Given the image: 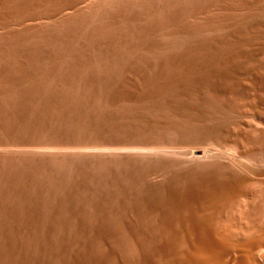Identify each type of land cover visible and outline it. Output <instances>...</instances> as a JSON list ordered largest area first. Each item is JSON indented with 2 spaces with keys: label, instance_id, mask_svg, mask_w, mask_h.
Returning a JSON list of instances; mask_svg holds the SVG:
<instances>
[{
  "label": "rangeland",
  "instance_id": "obj_1",
  "mask_svg": "<svg viewBox=\"0 0 264 264\" xmlns=\"http://www.w3.org/2000/svg\"><path fill=\"white\" fill-rule=\"evenodd\" d=\"M73 1L0 0V264H177L225 157L264 176V0Z\"/></svg>",
  "mask_w": 264,
  "mask_h": 264
},
{
  "label": "bare ground",
  "instance_id": "obj_2",
  "mask_svg": "<svg viewBox=\"0 0 264 264\" xmlns=\"http://www.w3.org/2000/svg\"><path fill=\"white\" fill-rule=\"evenodd\" d=\"M87 1H89V0H74L72 3H70L71 4V8H73V9H78L79 7H81L80 5L82 4V3H86ZM144 1V0H143ZM151 1H153V0H151ZM159 1V0H158ZM199 1V0H198ZM105 2V1H104ZM203 2V1H202ZM221 2V1H220ZM264 2V1H263ZM101 4V6H100V4ZM106 3V2H105ZM159 3V2H158ZM166 3V2H165ZM107 5H108V3H106ZM197 4V3H196ZM199 4V3H198ZM217 4V3H216ZM66 5V4H65ZM97 5V4H96ZM98 5H99V8H102V10H103V3H101V2H98ZM106 5V6H107ZM167 5V4H166ZM63 6V5H62ZM61 6V8H63ZM83 6V5H82ZM145 6V5H144ZM154 6V5H153ZM156 6V5H155ZM154 6V7H155ZM158 7H159V5H157ZM156 6V7H157ZM165 6V5H164ZM214 6V5H213ZM248 6V5H247ZM58 7V6H57ZM69 7V8H70ZM85 7V6H84ZM91 6H89L88 8H90ZM96 7V6H95ZM98 7V6H97ZM112 7V6H111ZM150 7V6H149ZM148 7V8H149ZM156 7L155 8H153V9H156ZM161 7V6H160ZM159 7V8H160ZM174 7V6H173ZM192 7V6H191ZM215 7V6H214ZM214 7H212V8H214ZM264 7V6H263ZM67 8V7H66ZM158 8V10H160V9H162V8H160L159 9ZM196 8H197V6H196ZM83 9V8H82ZM86 9V8H85ZM92 9V8H91ZM96 9V8H95ZM109 9V8H108ZM119 9V8H118ZM199 9V8H198ZM71 10V9H70ZM69 10V11H70ZM97 10V9H96ZM99 10V9H98ZM106 10V9H105ZM146 10H147V8H146ZM189 10V9H188ZM213 10V9H212ZM216 10V9H215ZM92 11V10H91ZM117 11V10H116ZM154 12H155V10H153ZM163 11V10H162ZM187 11V10H186ZM195 11H196V9H195ZM62 12H63V10H62ZM103 12V11H102ZM105 12V11H104ZM120 12V11H119ZM210 12H211V10H210ZM51 13V12H50ZM61 13V9H59L58 8V10H54L52 13H51V15H53V16H58L59 14ZM90 13H92V12H90ZM97 13V12H96ZM157 13V12H156ZM159 13V12H158ZM184 13V12H183ZM182 13V14H183ZM200 13H201V10H200ZM227 13V12H226ZM85 14H87V13H85ZM181 14V15H182ZM194 14V13H193ZM103 15V14H102ZM151 15V14H150ZM159 15V14H158ZM164 15V14H163ZM178 15V14H177ZM180 15V16H181ZM208 15V14H207ZM91 16V15H90ZM153 16V15H152ZM194 16H195V14H194ZM197 16V15H196ZM86 17H87V15H86ZM104 17V16H103ZM135 17V16H134ZM140 17V16H139ZM170 17V16H169ZM185 17H186V15H185ZM185 17H183L184 19H185ZM157 18V17H156ZM172 18V17H171ZM200 18H202V17H200ZM223 18V17H222ZM84 20V19H83ZM142 20V19H141ZM210 20V19H209ZM199 21V20H198ZM203 21V20H202ZM121 22V21H120ZM213 22H215V21H213ZM217 22H219V21H217ZM65 23V22H64ZM89 23V22H88ZM146 23V22H145ZM149 23V22H148ZM157 23V22H156ZM163 23V22H162ZM169 23V22H168ZM212 23V22H211ZM119 24V23H118ZM174 24V23H173ZM177 24V23H176ZM182 24V23H181ZM184 24V23H183ZM204 24V23H203ZM206 24V23H205ZM220 24V23H219ZM228 24V23H227ZM232 24V23H231ZM42 25V24H41ZM86 25H87V22H86ZM91 25V24H90ZM104 25H106V24H104ZM103 25V26H104ZM158 25V24H157ZM172 25V24H171ZM185 25V24H184ZM199 25V24H198ZM216 25V24H215ZM81 26V25H80ZM162 26V25H161ZM175 26V25H174ZM183 26V25H182ZM186 26H188V25H186ZM190 26V25H189ZM188 26V27H189ZM200 26V25H199ZM203 26V25H202ZM218 26V25H217ZM152 27V26H151ZM163 27V26H162ZM192 27V26H191ZM196 27V26H195ZM57 28V27H56ZM80 28V27H79ZM101 29L100 30H102V34H103V32H104V30L103 29H106V28H104V27H100ZM108 28V27H107ZM168 28V27H167ZM174 28V27H173ZM177 28H179V26L177 27ZM198 28V27H197ZM206 28V27H205ZM212 28V27H211ZM227 28V27H226ZM59 29V28H58ZM75 29H76V27H75ZM150 29V28H149ZM164 29V28H163ZM169 29V28H168ZM171 29V28H170ZM184 29V28H183ZM191 29V28H190ZM202 29H204V28H202ZM213 29V28H212ZM217 29V28H216ZM251 29V28H250ZM38 30H39V28H38ZM44 30V29H43ZM88 30V29H87ZM90 30V29H89ZM92 30V29H91ZM153 30H154V28H153ZM178 30V29H177ZM197 30V29H196ZM55 31V30H54ZM83 31H85V29L83 30ZM107 31V30H106ZM149 31V30H148ZM161 31V30H160ZM176 31V30H175ZM195 31V30H194ZM264 31V30H263ZM81 32V31H80ZM155 32V31H154ZM153 32V33H154ZM159 32V31H158ZM177 32V31H176ZM180 32V31H179ZM182 32V31H181ZM186 32V31H185ZM189 32H191V31H189ZM200 32V31H199ZM215 32V31H214ZM49 33V32H48ZM82 33V32H81ZM85 33H87V32H85ZM156 33V32H155ZM170 33V32H169ZM168 33V34H169ZM186 33H188V32H186ZM46 34V33H45ZM53 34V33H52ZM57 34V33H56ZM88 34V33H87ZM98 33H96V35H97ZM101 34V33H100ZM99 34V35H100ZM174 34V33H173ZM222 34V33H221ZM264 34V33H263ZM15 35V34H14ZM43 35V34H42ZM51 35V34H50ZM63 35V34H62ZM62 35H61V37H62ZM76 35V34H75ZM99 35H97V36H99ZM250 35V34H249ZM52 36V35H51ZM78 36V34L76 35V37ZM85 36V35H84ZM94 36H95V34H94ZM94 36H92L93 38H94ZM102 36V35H101ZM151 36V35H150ZM174 36V35H173ZM17 37V36H16ZM24 37V36H23ZM38 37V36H37ZM91 37V36H90ZM111 37V36H110ZM143 37H145V36H143ZM32 38H34V37H32ZM81 38V37H80ZM86 38V37H85ZM88 38V37H87ZM96 39H97V37H95ZM95 38H94V41L93 42H95ZM118 38V37H117ZM140 38V37H139ZM159 38V37H158ZM167 38V37H166ZM222 38V37H221ZM242 38V37H241ZM31 39V38H30ZM52 39V38H51ZM50 39V40H51ZM57 39V38H56ZM55 39V40H56ZM63 39V38H62ZM98 39H100V37H98ZM97 39V40H98ZM112 39V38H111ZM155 39V38H154ZM228 39V38H227ZM16 40V39H15ZM18 40V39H17ZM22 40H24V39H22ZM21 40V41H22ZM27 40V39H26ZM48 40H49V38H48ZM54 40V41H55ZM58 40V39H57ZM56 40V41H57ZM61 40V39H60ZM75 40V39H74ZM96 40V41H97ZM224 40V39H223ZM84 41H85V39H84ZM99 41V40H98ZM96 42V43H99V42H101L102 40H100L99 42ZM189 41V40H188ZM246 41V40H245ZM78 42V41H77ZM90 42V41H89ZM216 42V41H215ZM57 43V42H56ZM60 43H61V41H60ZM64 44H65V42H63ZM7 44V43H6ZM26 44V43H25ZM52 44V43H51ZM101 44V43H100ZM14 45V44H13ZM58 45H59V43H58ZM76 45V44H75ZM75 45H73V47L75 46ZM93 45V44H92ZM97 45V44H96ZM150 45V44H149ZM4 46V45H3ZM62 46V45H61ZM77 46V45H76ZM76 46H75V48H76ZM87 46V45H86ZM85 46V47H86ZM89 46H90V44H89ZM99 46V45H98ZM16 47V46H15ZM59 47V46H58ZM107 47V46H106ZM223 47V46H222ZM221 47V48H222ZM12 48V47H11ZM55 48H57V47H55ZM149 48V47H148ZM95 49V48H94ZM93 49V50H94ZM238 49V48H237ZM15 50V49H14ZM54 50V49H53ZM52 50V51H53ZM89 50H91L90 48H89ZM235 50V49H234ZM1 51V50H0ZM12 51V50H11ZM61 51V50H60ZM59 51V52H60ZM82 51V50H81ZM85 51V50H84ZM104 51V50H103ZM102 51V52H103ZM112 51V50H111ZM239 51V50H238ZM3 52V51H2ZM16 52H19V51H16ZM50 52V51H49ZM61 52H63V51H61ZM14 53H15V51H14ZM64 53V52H63ZM66 53V52H65ZM78 53H80V52H78ZM85 53V52H84ZM97 53V52H96ZM154 53H156V52H154ZM40 54V53H39ZM54 54V53H53ZM61 54V53H60ZM68 54V53H67ZM89 54V53H88ZM92 54V53H91ZM95 54V53H94ZM164 54V53H163ZM239 54V53H238ZM250 54V53H249ZM14 55V54H13ZM51 55V54H50ZM66 55V54H65ZM97 55H99V54H97ZM106 55V54H105ZM155 55V54H154ZM56 56V55H55ZM71 56V55H70ZM73 56H75V54L73 55ZM72 56V57H73ZM110 56V55H109ZM165 56V55H164ZM17 57V56H16ZM52 57H54V56H52ZM68 57V56H67ZM76 57V56H75ZM74 57V58H75ZM91 57V56H90ZM93 57H95V55L93 56ZM104 57H106V56H104ZM111 57V56H110ZM159 57V56H158ZM176 57V56H175ZM14 58V57H13ZM18 58V57H17ZM62 58V57H61ZM77 58V57H76ZM124 58V57H123ZM220 58H221V56H220ZM5 59V58H4ZM49 59V58H48ZM78 59V58H77ZM96 59H97V57H96ZM128 59V58H127ZM8 60V59H7ZM38 60V59H37ZM46 60V59H45ZM58 60V59H57ZM61 60V59H60ZM66 60V59H65ZM93 60V59H92ZM100 60H102L101 58H100ZM124 60H126L125 58H124ZM163 60V59H162ZM10 61V60H9ZM12 61V60H11ZM47 61V60H46ZM50 61H51V59H50ZM68 61V60H67ZM128 61V60H127ZM126 61V62H127ZM48 62V61H47ZM52 62V61H51ZM50 62V63H51ZM58 62V61H57ZM72 62V61H71ZM182 62V61H181ZM24 63V62H23ZM43 63H45V61L43 62ZM54 63V62H53ZM59 63V62H58ZM61 63V62H60ZM64 63V62H63ZM68 63H69V61H68ZM96 63H98V62H96ZM166 63V62H165ZM11 64V63H10ZM42 64V63H41ZM40 64V65H41ZM65 64V63H64ZM32 65H34V64H32ZM44 65V64H43ZM45 65H47V64H45ZM57 65V64H56ZM66 65V64H65ZM71 65V64H70ZM174 65V64H173ZM172 65V66H173ZM7 66V65H6ZM49 66V65H48ZM47 66V67H48ZM55 66V65H54ZM59 66V65H58ZM72 66V65H71ZM75 66V65H74ZM80 66V65H79ZM37 67V66H36ZM51 67V66H50ZM49 67V68H50ZM56 67V66H55ZM52 68V67H51ZM59 68V67H58ZM18 69H19V67H18ZM37 69V68H36ZM57 69V68H56ZM76 69V68H75ZM74 69V70H75ZM34 70V69H33ZM32 70V71H33ZM60 70V69H59ZM165 70V69H164ZM31 71V70H30ZM54 71V70H53ZM52 71V72H53ZM76 71V70H75ZM11 72V71H10ZM56 72V71H55ZM54 72V74H56ZM29 73V72H28ZM36 73V72H35ZM34 73V74H35ZM38 73V72H37ZM40 73V72H39ZM42 73V72H41ZM72 73V72H71ZM77 73H78V71H77ZM168 73V72H167ZM4 74V73H3ZM60 74V73H59ZM80 74V73H79ZM38 75V74H37ZM49 75V74H48ZM58 74H56V76H57ZM77 75V74H76ZM60 76V75H59ZM13 77V76H12ZM24 77V76H23ZM34 77V76H33ZM38 77V76H37ZM6 78H7V76H6ZM41 78V77H40ZM43 78V77H42ZM51 78V77H50ZM57 78V77H56ZM31 79H32V77H31ZM34 79V78H33ZM44 79V78H43ZM77 79V78H76ZM78 79H79V77H78ZM77 79V80H78ZM10 80V79H9ZM46 80V79H45ZM48 80V79H47ZM59 80V79H58ZM36 81V80H35ZM54 81V80H53ZM59 81H61V80H59ZM57 82V81H56ZM74 82H75V80H74ZM37 83V82H36ZM42 83H43V80H42ZM41 83V84H42ZM45 83V82H44ZM47 83V82H46ZM70 84V83H69ZM78 84V83H77ZM44 85V84H43ZM71 85V84H70ZM76 85V84H75ZM79 85V84H78ZM78 85H76V86H78ZM71 87V86H70ZM79 87V86H78ZM26 89V88H25ZM70 89V88H69ZM40 90H42V89H40ZM44 91H45V88H44ZM70 91V90H69ZM77 91V90H76ZM9 92V91H8ZM28 92V91H27ZM31 93V92H30ZM33 94V93H32ZM31 94V95H32ZM35 95V94H34ZM47 95V94H46ZM44 96V95H43ZM30 103V102H29ZM69 105V104H68ZM30 106V105H29ZM72 109V108H71ZM53 111V110H52ZM90 111V110H89ZM53 112H55V111H53ZM60 113V112H59ZM201 113V112H200ZM206 113V112H205ZM49 114V113H48ZM53 114H55V113H53ZM61 114V113H60ZM167 114V113H166ZM58 115V114H57ZM57 115L56 116H54V117H57ZM189 116V115H188ZM183 117V116H182ZM181 117V118H182ZM161 118V117H160ZM263 118V117H262ZM57 119H59V117L57 118ZM171 119V118H170ZM202 119V118H201ZM203 119H205V118H203ZM179 120V119H178ZM113 121V120H112ZM157 121V120H156ZM207 121V120H206ZM154 122V121H153ZM158 122V121H157ZM60 123V122H59ZM77 123V122H76ZM180 123V122H179ZM206 123V122H205ZM230 123V122H229ZM112 124V123H111ZM186 124V123H185ZM189 124V123H188ZM200 124V123H199ZM217 124V123H216ZM142 125V124H141ZM151 125V124H150ZM226 125H232V124H226ZM181 125L180 124H178V125H176V126H173V125H165L163 128H161V129H163L162 131H163V133H166V135H169V136H171L170 134H172V133H174L173 135H176V136H180V134H182V132L181 133H179V135H178V133H176V132H178L179 131V128L178 127H180ZM183 126V125H182ZM181 126V127H182ZM193 126V125H192ZM196 126H198V124L196 125ZM8 127V126H7ZM50 128L52 127V126H49ZM54 127V126H53ZM157 127V126H156ZM173 127H174V129H177L176 130V132L174 131H172V129H173ZM175 127H177V128H175ZM194 127V126H193ZM202 127V126H201ZM209 127H210V125H209ZM216 127V126H215ZM226 127V126H225ZM228 127V126H227ZM251 127V126H250ZM67 128V127H66ZM73 128V127H72ZM92 128V127H91ZM186 128V127H185ZM197 128H199V127H197ZM204 128V127H203ZM202 128V129H203ZM232 128H234V127H232ZM151 129V128H150ZM155 129V128H154ZM187 129V128H186ZM185 129V130H186ZM189 130H190V127L188 128ZM191 129H193V128H191ZM202 129H200V130H202ZM16 130V129H15ZM51 130V129H50ZM54 130V129H53ZM140 130V129H139ZM144 130V129H143ZM148 130V129H147ZM181 130H183V129H181ZM188 130V131H189ZM195 130H196V128H195ZM199 130V129H198ZM198 130H197V132H198ZM199 130V131H200ZM204 130V129H203ZM202 130V131H203ZM205 130H208V127H207V129H206V127H205ZM216 130V129H215ZM223 130V129H222ZM229 130V129H228ZM226 130L227 132H229V131H231V130ZM76 131V130H75ZM74 131V132H75ZM92 131V130H91ZM159 131H161V130H159ZM162 131H161V133H162ZM172 131V132H171ZM188 131L186 130V132L188 133ZM194 131V130H193ZM224 131V130H223ZM225 131V132H226ZM232 131H235V130H232ZM248 131V130H247ZM82 132V131H81ZM196 132V131H195ZM195 132H193V133H195ZM196 132V133H197ZM214 132V131H213ZM46 133V132H45ZM70 133V132H69ZM176 133V134H175ZM190 133V132H189ZM205 133V132H204ZM230 133V132H229ZM233 133V132H232ZM241 133V132H240ZM244 133V132H243ZM158 134V133H157ZM198 134H199V132H198ZM197 134V135H198ZM210 134V133H209ZM234 134L236 135V134H239V133H236V132H234ZM242 134V133H241ZM241 134H239L238 136H240ZM245 134V133H244ZM243 134V135H244ZM40 135V134H39ZM42 136H44V135H42ZM149 136V135H148ZM169 136H167V137H169ZM242 136V135H241ZM45 137V136H44ZM166 137V136H165ZM165 137H163L164 139H162V141L163 140H167V138H165ZM171 137H173V136H171ZM175 137V136H174ZM173 137V138H174ZM245 137V138H244ZM244 137L242 136L241 138H244V139H242V140H247L248 142H250V144L252 145V147H251V145L248 143V144H246L247 146L248 145H250V148H255V146L258 148V146L259 145H262V144H264V131H261V130H256L255 131V129L254 130H252V132H250V133H246L245 135H244ZM13 138V137H12ZM170 138V137H169ZM177 138V137H176ZM197 138V137H196ZM170 140H171V138H170ZM169 140V141H170ZM186 140V139H185ZM245 140V141H246ZM161 141V142H162ZM245 141H243V142H245ZM167 142V141H166ZM25 143V142H24ZM50 143V142H49ZM169 143V142H168ZM166 144V145H169V144ZM37 144V143H36ZM39 144V143H38ZM52 144V143H51ZM145 144V143H144ZM164 144V143H163ZM21 145V144H20ZM90 145V144H89ZM98 145H100V144H98ZM103 145V144H102ZM166 145H162V146H166ZM178 145V144H177ZM244 145V144H243ZM6 146H8V145H6ZM5 146V147H6ZM18 146V145H17ZM37 146V145H36ZM145 146V145H144ZM143 146V147H144ZM14 147V146H13ZM24 147V146H23ZM29 147V146H28ZM41 147V146H40ZM60 147V146H59ZM77 147V146H76ZM84 147H85V145H84ZM100 147H101V145H100ZM160 147V146H159ZM164 147H161L162 149L164 148ZM167 147V146H166ZM166 147H165V149H166ZM249 147V146H248ZM260 147V146H259ZM7 148V147H6ZM33 148V147H32ZM45 148V147H44ZM49 148V147H48ZM171 148H173V147H171ZM169 146H168V150L167 151H169V152H173L172 150H174V149H171ZM194 148V147H193ZM250 148H249V150H250ZM260 148H262V147H260ZM260 148H258V154H259V152L261 151V149ZM30 149V148H29ZM102 149V148H101ZM105 149V148H104ZM107 149V148H106ZM141 149H144V148H141ZM155 150V149H157V148H150L149 150H151L150 152H152V150ZM202 149V148H201ZM210 149V148H209ZM259 149H260V151H259ZM13 150V149H12ZM15 150V149H14ZM158 150H161V149H159L158 148ZM193 150H195V151H192L191 153L189 152V154H188V156L186 155V157H190V158H193V157H199L200 159H202V158H207V159H209L208 157H210V154H212L211 152H210V150H207V149H202V150H196V149H193ZM249 150H247V151H249ZM252 150V149H251ZM255 151H256V149H255ZM262 151H263V149H262ZM155 152H157V150L155 151ZM188 152V151H187ZM253 152V154H254V150L252 151ZM61 153V152H60ZM59 153V154H60ZM174 153V152H173ZM249 153H251V152H249ZM256 153H257V151H256ZM255 153V154H256ZM155 153H153V155H154ZM158 154V153H157ZM247 154H248V152H247ZM260 154H262V152L260 153ZM216 155V154H215ZM215 155L214 156H212V157H215ZM150 156V155H149ZM218 156V155H217ZM261 156V155H260ZM259 156V157H260ZM264 156V155H263ZM185 158V157H184ZM198 158V159H199ZM216 158H219V157H216ZM225 158H227L226 160H228V161H231L230 163L231 164H233L238 170H240L242 173H245V174H239V175H237L236 176V181H234L233 183H228L227 185H222L224 188H222V189H220L221 191H218V193L216 192L215 194H213V197H214V199H212L211 201L207 198V202H208V204H207V206L205 205V206H203V207H205V208H203L202 207V211H199L200 212V214H199V216H197L196 214H197V212H198V210L195 212L196 214H194L195 215V217L197 216L198 217V220H197V222H196V219L197 218H195V221L193 220V222L195 223L196 222V224H195V230L193 231V232H191L192 234V236L191 235H189L190 237H192V239H190L189 238V236H188V240H189V242H191L190 240H192V242H193V247H191V248H189V249H186L185 248V250H187V252H186V254H185V256H186V258L184 259V260H181V261H179V263L177 262L178 261V259H177V264H264V176H261V178H260V176L259 177H257L256 176V174H254L255 172H253L254 170H252L251 168L252 167H244L243 165H241V164H239V161L237 162V160H236V158L235 157H233V156H226ZM261 158H263V157H261ZM155 159H157L156 158V156H155ZM186 159V158H185ZM184 159V160H185ZM212 159V158H211ZM220 159V158H219ZM240 159V157H238V160ZM188 160V159H187ZM206 160V159H205ZM214 160V159H213ZM159 161V160H158ZM186 161V160H185ZM184 161V162H185ZM209 161V160H208ZM211 161V160H210ZM217 161H218V159H217ZM220 161V160H219ZM23 162V161H22ZM155 162H156V160H155ZM160 162V161H159ZM207 162V161H206ZM206 162H205V164H206ZM168 163V162H167ZM187 163H189V161L187 162ZM191 163V162H190ZM201 163H203L202 161H201ZM208 163V162H207ZM213 163V162H212ZM217 163H219V162H217ZM146 164V163H145ZM169 164V163H168ZM181 164V163H180ZM204 164V163H203ZM211 163H208V165H210ZM173 165V164H172ZM192 165V164H191ZM193 165H197V164H193ZM213 165V164H212ZM212 165H210L211 167H212ZM218 164H215V166H217ZM159 166V165H158ZM157 166V167H158ZM161 166H163V165H161ZM170 166V165H169ZM204 166H207V165H204ZM209 166V167H210ZM215 166H213L214 168H215ZM166 167V166H165ZM201 167V166H200ZM31 168V167H30ZM142 168V167H141ZM160 168V167H159ZM158 168V169H159ZM162 168H164V166L162 167ZM169 168V167H168ZM205 168V167H204ZM208 168V167H207ZM206 168V169H207ZM148 169V168H147ZM157 169V168H156ZM155 170V169H154ZM147 171V170H146ZM145 171V172H146ZM203 171V170H202ZM256 171V170H255ZM21 172V171H20ZM154 172H158V171H154ZM160 172V171H159ZM150 173V172H149ZM147 174V173H146ZM145 174V175H146ZM156 174V173H155ZM19 175V174H18ZM243 175V176H242ZM260 175V174H259ZM54 178V177H53ZM28 180V179H27ZM229 182V181H228ZM221 186V187H222ZM144 187V186H143ZM205 203V202H204ZM201 208V207H200ZM192 220V219H191ZM191 222L189 219L186 221V222ZM188 222V223H189ZM190 224V223H189ZM188 225V224H187ZM191 225V224H190ZM189 225V226H190ZM192 226V225H191ZM191 228H194V226H192ZM190 229V228H189ZM192 230V229H191ZM190 230V231H191ZM187 231H189V230H187ZM186 239V238H185ZM193 239H194V241L196 242H194L193 241ZM183 240V239H182ZM182 242V241H181ZM183 242H185V241H183ZM186 242H187V240H186ZM185 242V243H186ZM189 242H187L188 243V245H189ZM191 242V243H192ZM185 243H182V244H185ZM195 243V244H194ZM181 247V246H180ZM184 247H186L185 245H184ZM187 247H189V246H187ZM181 249V248H180ZM182 253H184V252H182ZM184 256V255H183ZM182 259V258H181ZM180 260V259H179ZM175 264V263H174Z\"/></svg>",
  "mask_w": 264,
  "mask_h": 264
}]
</instances>
